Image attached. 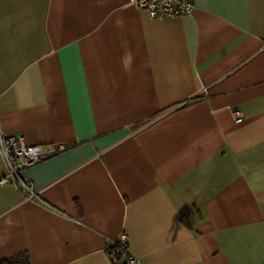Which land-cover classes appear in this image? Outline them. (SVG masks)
Returning a JSON list of instances; mask_svg holds the SVG:
<instances>
[{"label": "crops", "instance_id": "1", "mask_svg": "<svg viewBox=\"0 0 264 264\" xmlns=\"http://www.w3.org/2000/svg\"><path fill=\"white\" fill-rule=\"evenodd\" d=\"M194 5L0 0V131L66 147L0 154V262L264 264V0Z\"/></svg>", "mask_w": 264, "mask_h": 264}, {"label": "built area", "instance_id": "2", "mask_svg": "<svg viewBox=\"0 0 264 264\" xmlns=\"http://www.w3.org/2000/svg\"><path fill=\"white\" fill-rule=\"evenodd\" d=\"M130 4L139 10L147 12L151 17L158 19L181 18L190 16L195 9L194 0H130ZM236 122L242 120L240 111L234 112ZM66 149L65 145H27L21 136H7L0 131V154L3 156L7 172L1 183L14 185L21 194L36 197L33 186L22 175V172L50 158ZM112 245L126 249V236ZM118 253L111 254L113 264H139L128 256L126 260H119Z\"/></svg>", "mask_w": 264, "mask_h": 264}, {"label": "trees", "instance_id": "3", "mask_svg": "<svg viewBox=\"0 0 264 264\" xmlns=\"http://www.w3.org/2000/svg\"><path fill=\"white\" fill-rule=\"evenodd\" d=\"M113 253H118L117 255H119L121 253H125V249L121 248L118 245H111L110 255ZM0 264H30V262L29 257L27 255H19L11 259L4 260L0 262Z\"/></svg>", "mask_w": 264, "mask_h": 264}]
</instances>
